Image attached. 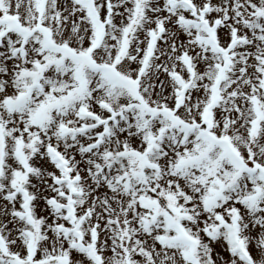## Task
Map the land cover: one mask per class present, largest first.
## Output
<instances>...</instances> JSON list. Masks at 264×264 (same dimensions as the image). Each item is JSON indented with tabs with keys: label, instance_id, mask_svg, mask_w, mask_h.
I'll use <instances>...</instances> for the list:
<instances>
[{
	"label": "snow or ice",
	"instance_id": "obj_1",
	"mask_svg": "<svg viewBox=\"0 0 264 264\" xmlns=\"http://www.w3.org/2000/svg\"><path fill=\"white\" fill-rule=\"evenodd\" d=\"M0 264H264V0H0Z\"/></svg>",
	"mask_w": 264,
	"mask_h": 264
}]
</instances>
